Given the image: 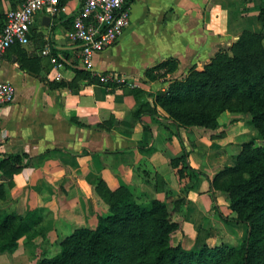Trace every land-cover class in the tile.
I'll list each match as a JSON object with an SVG mask.
<instances>
[{"label":"crops","instance_id":"crops-1","mask_svg":"<svg viewBox=\"0 0 264 264\" xmlns=\"http://www.w3.org/2000/svg\"><path fill=\"white\" fill-rule=\"evenodd\" d=\"M23 1L0 0V25ZM63 3L66 10L56 16L38 13L30 43L13 45L0 62V80L16 87L15 100L0 114V153L25 155L18 171L5 175L0 170V183L11 185L0 207L20 215L34 212L42 223L52 221L48 235L55 240L76 227L95 226L109 211L107 190L140 184L151 167L170 172L167 156L183 147L204 171L189 192L178 197L184 198L182 204L175 208L174 203L173 212L184 205L186 214L178 242L191 243L200 228L212 230L209 243L241 238V223L230 221L233 231L219 232L217 222H223L213 210L215 195L223 215H228L226 194L211 185L216 173L212 164L223 153H211L206 146V153L192 152L198 148L183 134L182 143L175 141L168 114L160 106L153 113L152 98L142 99L148 105L138 113L132 89L151 92L154 84L147 81V71L163 61L177 60L182 74L202 67L244 31L264 32L258 18L263 0H131L130 25L117 43L93 59V71L126 78L116 88L78 73L85 69L78 57L81 44L70 32L81 0ZM49 82L66 84L51 87ZM23 241L14 252H1L0 264H26L30 251Z\"/></svg>","mask_w":264,"mask_h":264},{"label":"trees","instance_id":"trees-1","mask_svg":"<svg viewBox=\"0 0 264 264\" xmlns=\"http://www.w3.org/2000/svg\"><path fill=\"white\" fill-rule=\"evenodd\" d=\"M264 2V0H263ZM259 21L264 24V4ZM264 32L244 31L231 47L233 56L218 53L204 70H194L176 83L169 93H161L156 104L169 113L173 107L193 105L192 112L181 120L185 124H207L219 104L220 96L227 103L238 99L254 112L257 127L264 135ZM176 60L169 59L147 71L163 69ZM90 82H100L87 69L78 70ZM114 83L116 88L124 85ZM64 82H49L51 87ZM132 92L142 106L148 105L134 87ZM198 103V104H194ZM226 107V106H225ZM220 109V110H222ZM24 154L0 153V170L6 175L24 166ZM211 185L230 193L234 220L247 225L246 237L238 245L222 242L210 245L212 230L200 228L190 248L183 241L174 244L172 237L178 223L172 221L166 202L158 199L139 202L127 186L105 192L110 213L101 216L96 228H79L61 242L60 251L43 258L38 264H264V147L252 148L246 143L237 163L227 166L214 176ZM9 182L0 183V200L5 199ZM184 198L174 201L178 208ZM34 212L26 215L11 213L0 207V252L12 251L18 240L32 227ZM35 222V221H34Z\"/></svg>","mask_w":264,"mask_h":264},{"label":"rangeland","instance_id":"rangeland-1","mask_svg":"<svg viewBox=\"0 0 264 264\" xmlns=\"http://www.w3.org/2000/svg\"><path fill=\"white\" fill-rule=\"evenodd\" d=\"M237 39L231 41L230 44L226 45V47L221 48L206 64L202 67H191L185 73H178L179 62L176 60V67H172L171 65L163 68L153 70L150 75L147 76V81L153 82L150 84H154V87L151 89V92L142 89L140 95L146 100L152 98L153 105L151 107V111L156 113L158 110L157 106H160L161 110L168 114L169 119H171L173 126L169 131L171 133V137L182 143V136H187V140L194 147L198 148V150H193L192 152L200 153L203 150V147H208L209 151L212 153L222 152L224 156H219L218 159L220 161H216L212 164L216 168V173L221 171L227 166H232L237 163L239 155L242 153L244 146L246 143L251 142L252 148L264 147V135L260 132L257 127V122L254 118V112L248 110L247 106H244L238 99L232 98L229 103L226 104L225 97L220 96L219 104L222 108H215L213 111V116L210 119V122L207 124H185L181 120L184 117L190 115V113L198 112L193 105H184L182 108L173 107V112L169 113L162 105L156 104V99L161 93H169L171 88L178 82L183 81L188 77L194 70H204L205 67L211 63V61L216 57L218 53H227L229 56H233V52L231 51V47L235 43ZM264 44V41H263ZM137 88V87H136ZM142 98V99H143ZM149 101V100H148ZM198 104V103H194ZM226 106V107H225ZM222 109V110H220ZM264 127V126H263ZM183 134V135H182ZM176 151L173 153L175 156L168 158V171L160 172L159 169L155 170L154 167L146 170V173H143V182L140 184H135L133 186H127L132 193L133 197L136 198L139 202L142 201H150L151 199H158L163 202H166L168 205V209L171 212V219L174 222L178 223V229L176 230L172 237V242L174 244L178 243L179 237L181 235V231L184 228L185 221V206L182 205L178 211L173 212L174 208V200L178 197H182L185 193H188L192 184L195 182L196 175L203 173L202 168H196L195 163H199L197 158L194 156V159L189 157L191 152H188L186 149L181 147V149H175ZM218 150V151H217ZM170 158V160H169ZM194 169V170H193ZM214 174V176L216 175ZM213 176V178H214ZM213 180V179H212ZM215 189V188H214ZM226 194L229 205L228 209L224 208V211L228 215H223V211L216 204V196L213 195V210L215 216L220 219L223 224L218 223L219 232L232 230V227L229 225L230 221L232 223H238L234 220H224L222 217L225 216L227 219L237 217V212L232 210L230 207L231 203V195L229 192L224 190L215 189ZM110 213V206L108 213L101 215L107 216ZM98 218V222L95 226H80L72 229L70 233L65 234L64 236H60L58 239L50 238L48 235L49 229L53 227V222H41L42 216H33L32 227L29 231L23 235L18 240V246L12 250L14 252L19 248L20 240L24 238L23 246L28 248L30 251L29 261L26 264H38L43 258L51 257L57 254L61 248V242L69 235L74 233L79 228H96L99 225L100 217ZM219 220V221H220ZM35 221V222H34ZM242 224V228H239L242 231L241 238H230L232 240V244L238 245L240 241H242L246 237V233L248 231L247 225ZM243 229V230H242ZM225 235V234H224ZM223 236V235H222ZM227 239V237H225ZM39 242H36V240ZM225 241H216L215 243H209L210 245H218ZM227 242V241H226ZM193 241L191 243H187L184 241V244L187 248H190ZM231 243V242H227ZM10 252V251H4ZM1 253V252H0Z\"/></svg>","mask_w":264,"mask_h":264},{"label":"built area","instance_id":"built-area-1","mask_svg":"<svg viewBox=\"0 0 264 264\" xmlns=\"http://www.w3.org/2000/svg\"><path fill=\"white\" fill-rule=\"evenodd\" d=\"M66 8L63 0H24L19 7L10 9L4 23L0 25V62L13 45L30 43V29L38 13L44 11L56 16ZM130 22L131 0H81L73 18L70 35L75 42L81 44L78 57L85 69L91 71L103 84L126 82V78L117 73L93 71V59L97 52L117 43ZM43 52L47 53L46 50ZM52 61L55 65H61L56 57ZM56 77H60V74L57 73ZM15 96L14 83L0 80V114L6 105L15 100ZM2 144L0 131V149Z\"/></svg>","mask_w":264,"mask_h":264}]
</instances>
